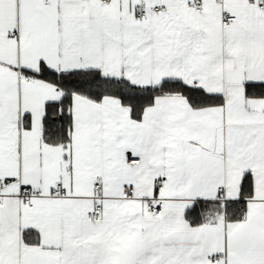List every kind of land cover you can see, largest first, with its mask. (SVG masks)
<instances>
[{
    "label": "snow or ice",
    "instance_id": "1",
    "mask_svg": "<svg viewBox=\"0 0 264 264\" xmlns=\"http://www.w3.org/2000/svg\"><path fill=\"white\" fill-rule=\"evenodd\" d=\"M0 264H264V0H0Z\"/></svg>",
    "mask_w": 264,
    "mask_h": 264
}]
</instances>
